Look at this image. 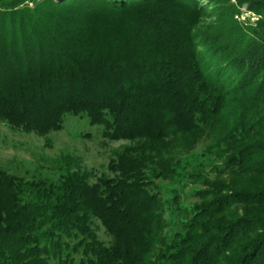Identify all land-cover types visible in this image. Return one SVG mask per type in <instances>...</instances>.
<instances>
[{"label": "trees", "instance_id": "trees-1", "mask_svg": "<svg viewBox=\"0 0 264 264\" xmlns=\"http://www.w3.org/2000/svg\"><path fill=\"white\" fill-rule=\"evenodd\" d=\"M200 1L0 0V124L125 142L0 167V264H264V0Z\"/></svg>", "mask_w": 264, "mask_h": 264}, {"label": "rangeland", "instance_id": "rangeland-1", "mask_svg": "<svg viewBox=\"0 0 264 264\" xmlns=\"http://www.w3.org/2000/svg\"><path fill=\"white\" fill-rule=\"evenodd\" d=\"M200 2L201 5H209L208 1ZM230 3L238 6L236 0H230ZM240 12L236 16L239 22L255 20V15L248 11L247 6L240 8ZM124 144L123 141L106 140L102 136L101 127L91 126L86 119L72 116L68 117L61 132L51 136L50 143L37 135L15 131L5 124H0V167L27 179L56 180V168L65 159L72 158L78 159L82 168L107 172L114 151ZM206 144L207 140L206 143L201 142L197 149L200 150ZM185 199L187 202L195 201L190 195H185ZM98 234L102 241H108L103 228Z\"/></svg>", "mask_w": 264, "mask_h": 264}]
</instances>
